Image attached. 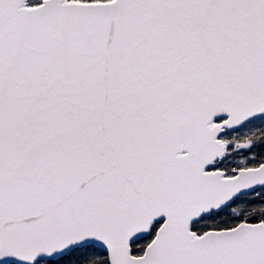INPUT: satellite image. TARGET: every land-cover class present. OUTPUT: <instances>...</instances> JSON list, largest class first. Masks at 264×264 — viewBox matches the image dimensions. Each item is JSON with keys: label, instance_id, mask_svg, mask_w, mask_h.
Here are the masks:
<instances>
[{"label": "snow or ice", "instance_id": "1", "mask_svg": "<svg viewBox=\"0 0 264 264\" xmlns=\"http://www.w3.org/2000/svg\"><path fill=\"white\" fill-rule=\"evenodd\" d=\"M0 264H264V0H0Z\"/></svg>", "mask_w": 264, "mask_h": 264}]
</instances>
